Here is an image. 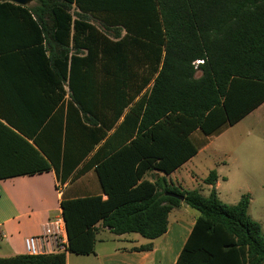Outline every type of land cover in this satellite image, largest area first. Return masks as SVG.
Returning <instances> with one entry per match:
<instances>
[{"label":"trees","instance_id":"16d2710c","mask_svg":"<svg viewBox=\"0 0 264 264\" xmlns=\"http://www.w3.org/2000/svg\"><path fill=\"white\" fill-rule=\"evenodd\" d=\"M33 1L0 0V131L26 162L10 175L53 170L58 188L93 170L107 197L63 193L66 251L0 264H67L95 253L101 227L158 238L182 201L167 191L199 211L174 264H264L249 193L222 202L216 169L207 196L146 176L264 103V0Z\"/></svg>","mask_w":264,"mask_h":264},{"label":"crops","instance_id":"0c3cea01","mask_svg":"<svg viewBox=\"0 0 264 264\" xmlns=\"http://www.w3.org/2000/svg\"><path fill=\"white\" fill-rule=\"evenodd\" d=\"M33 3L34 1L32 0L29 4ZM0 135L2 138L0 140L2 141V148H0V176H10L0 179V242L4 244V252L0 254V257L26 253L24 239L30 235H41L45 230L46 222L62 213L60 201L63 193L68 197L90 194H102L104 198L107 197V195L102 193L97 175L93 170L86 172L75 182L67 183L58 188V182L53 170L33 175L11 176L10 172L13 169L25 167L26 162L20 158L18 160L13 158L10 140L6 139L9 133L2 129ZM216 137L170 174L149 171L146 176L151 180L165 177L167 183L171 186L178 187L181 190H191L186 185L197 181L191 172L189 173L192 169L187 170L184 174L181 171L186 165L194 163V160L202 154L205 156L214 155L215 151L211 147ZM90 158L91 156L86 158L84 164ZM211 158L215 161V166L219 168L218 170L216 169L218 173L217 188L220 178L223 180L229 179L228 175H222L220 172V168L228 165V161L216 156ZM189 207L182 200L178 207L173 208L169 213L167 232L153 240L143 236L137 238V236H132L134 233L117 235L109 227H101L96 236L95 253L78 256L83 257L81 259H85L84 264H174L198 214L193 215L190 223L186 224L184 222L181 225H178V219L172 223L171 217L175 216L176 218L191 214ZM172 226L176 227L178 231L185 232V237L180 243L181 247L176 253L172 252L171 242L166 243V239L173 229ZM159 240L163 243L162 247L161 243L160 245L156 243ZM149 242L153 243L152 250L141 249ZM73 255L77 254L67 253V264H70Z\"/></svg>","mask_w":264,"mask_h":264},{"label":"rangeland","instance_id":"374dc122","mask_svg":"<svg viewBox=\"0 0 264 264\" xmlns=\"http://www.w3.org/2000/svg\"><path fill=\"white\" fill-rule=\"evenodd\" d=\"M200 75V72L197 73ZM214 155L228 161V165L220 168L222 175H228V180L219 179L218 192L222 202L228 204L237 203L242 195L249 193L251 202L248 214L261 224L264 233V103L250 112L239 122L226 129L217 136L212 145ZM212 156L204 154L198 156L194 163L186 165L182 169L184 174L187 170L196 178L193 184H187L189 189H198L203 195H209L210 185L204 182V178L212 169H219L215 166ZM191 214L187 216L171 217L173 223L178 219V225L190 223L195 214L199 211L189 207ZM172 231L166 239L171 242L172 252L176 253L181 247V241L185 237L184 231H178L172 226ZM132 236L141 238V235L134 233ZM162 241L156 243L160 245ZM163 243H161V247ZM4 244L0 242V254L4 252ZM73 255L70 264H84L85 259Z\"/></svg>","mask_w":264,"mask_h":264},{"label":"built area","instance_id":"2783aa9c","mask_svg":"<svg viewBox=\"0 0 264 264\" xmlns=\"http://www.w3.org/2000/svg\"><path fill=\"white\" fill-rule=\"evenodd\" d=\"M67 243V229L62 213L46 222L41 235H30L24 239L25 251L30 255L66 251Z\"/></svg>","mask_w":264,"mask_h":264},{"label":"water","instance_id":"95a60500","mask_svg":"<svg viewBox=\"0 0 264 264\" xmlns=\"http://www.w3.org/2000/svg\"><path fill=\"white\" fill-rule=\"evenodd\" d=\"M12 2H16L18 4H22V5H28L32 0H10ZM166 195L168 196H172V197H176L180 200H184L185 199V195L180 194L178 192H174V191H167Z\"/></svg>","mask_w":264,"mask_h":264}]
</instances>
